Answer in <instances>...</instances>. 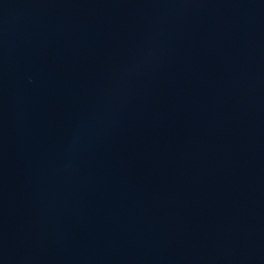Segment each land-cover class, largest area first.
Here are the masks:
<instances>
[{
    "label": "water",
    "instance_id": "obj_1",
    "mask_svg": "<svg viewBox=\"0 0 264 264\" xmlns=\"http://www.w3.org/2000/svg\"><path fill=\"white\" fill-rule=\"evenodd\" d=\"M0 264H264V0H0Z\"/></svg>",
    "mask_w": 264,
    "mask_h": 264
}]
</instances>
